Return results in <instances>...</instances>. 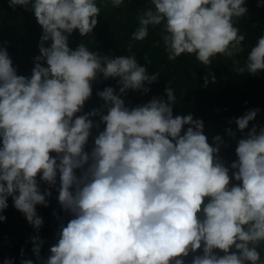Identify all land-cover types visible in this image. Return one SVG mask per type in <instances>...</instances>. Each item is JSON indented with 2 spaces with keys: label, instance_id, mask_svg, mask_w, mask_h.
<instances>
[{
  "label": "clouds",
  "instance_id": "obj_1",
  "mask_svg": "<svg viewBox=\"0 0 264 264\" xmlns=\"http://www.w3.org/2000/svg\"><path fill=\"white\" fill-rule=\"evenodd\" d=\"M110 2L115 8L123 0ZM8 3L32 11L42 35L30 77L17 75L6 49L0 48V212L11 197L38 233L43 220L35 206H47L51 192L40 191L37 177L50 189L59 174L57 199L72 218L60 226L43 264H185L184 257L197 250L202 254L194 255L191 264H264L257 250L264 241V127L254 124L237 141V159L225 166L218 155L224 144L220 135L210 145L202 120L191 113L173 116L171 87L165 88L166 100L153 97L133 108L125 105L121 94L129 89L147 93L145 83L160 75H149L135 53L101 55L83 42L69 47L74 30L83 37L96 27L101 12L96 0ZM151 4L138 17L132 40H144L150 25H163L169 60L188 53L210 65L217 54L233 57L243 51L245 36L234 24L248 13L245 0ZM257 7H264V0H257ZM262 70L264 35L245 65L235 68L252 75ZM98 74L118 78V91L109 86L96 93L107 113L94 108L75 115L92 95ZM208 75L214 83L216 77ZM209 82L205 77L204 86ZM258 112L248 110L229 123L243 133ZM95 116L104 128L85 151L90 130L99 128L90 119ZM226 133L235 136L231 128ZM5 219L0 215V221ZM30 240L40 260L44 241L39 235ZM20 264L34 262L22 259Z\"/></svg>",
  "mask_w": 264,
  "mask_h": 264
},
{
  "label": "trees",
  "instance_id": "obj_2",
  "mask_svg": "<svg viewBox=\"0 0 264 264\" xmlns=\"http://www.w3.org/2000/svg\"><path fill=\"white\" fill-rule=\"evenodd\" d=\"M96 2L101 8L96 27L91 34L83 37L78 30H74L69 36V47L74 50L83 42L91 51L101 55L120 56L135 53L138 64L144 66L149 75L156 72L160 75L155 82L145 83V87L150 89L147 93L129 89L125 94H121L125 105L133 108L147 103L153 97H162L166 100L165 88L171 87L176 96L173 116L191 113L193 119L202 120L203 133L208 137L210 145L213 144L212 138L220 135L224 144L220 147L218 155L225 166H229L237 159L235 154L237 141L243 138L254 124L264 127V70L256 75L248 74L246 71L243 74L235 71V68L245 65L249 51L258 38L264 35V7H257V0H245L248 13L234 24L239 33L245 36L242 42L243 51L233 57L217 54L212 58L210 65H204L196 59L195 54L184 53L175 60H169L162 39L163 25H150L148 36L144 40H132V33L139 27L138 17L146 9L153 7L151 0H123V3L115 8L112 7L110 0ZM41 35L42 28L32 11L25 10L20 5L9 7L8 0H0V48L6 49L17 75L31 76L34 57L39 55ZM50 43L46 42L45 46H49ZM130 43L133 45L131 52L128 51ZM41 64L47 66L43 61ZM209 72L216 77L214 83L211 82ZM205 77L210 81L207 86H204ZM117 80L118 78L104 79L102 74H98L97 80L92 81V95L85 102L82 111L75 115H82L94 108L101 109L102 114H106L107 109L101 107L104 101L96 93L109 86L118 91ZM256 108L259 109L258 114L249 122L243 133L237 129L235 123H229L246 111ZM90 119L94 124H99V128L93 127L90 130L85 151L91 150L94 137L104 128L99 116ZM187 127L188 125L184 126L185 129ZM228 128L235 133L234 137L227 135ZM51 155L54 156L55 153ZM75 171L79 175L80 170ZM232 171L230 169V176ZM37 181L42 193L45 189L51 192V195L46 197L47 206L39 204L35 206L43 224L37 233L25 216L13 206L12 198L8 197V207L0 212V215L6 217L0 221V264H3L6 258L12 259L13 264H20L22 259H32L34 264H43L50 255V246L56 242L60 226H66L72 218L69 212L61 208L57 199L59 174L56 185L50 189L46 183L40 181L39 176ZM231 183L239 182L232 180ZM35 235H39L44 241L41 245L40 260H37L31 251L33 243L30 237ZM257 250L260 252V260L264 261V241L259 244ZM214 251L218 255H223L219 250ZM200 254L202 250L189 253L184 257L185 264H191L193 256Z\"/></svg>",
  "mask_w": 264,
  "mask_h": 264
}]
</instances>
